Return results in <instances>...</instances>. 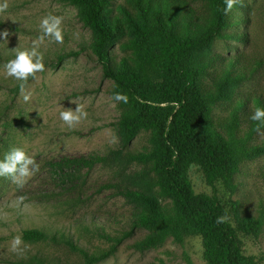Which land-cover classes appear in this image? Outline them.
Here are the masks:
<instances>
[{
    "label": "rangeland",
    "instance_id": "1",
    "mask_svg": "<svg viewBox=\"0 0 264 264\" xmlns=\"http://www.w3.org/2000/svg\"><path fill=\"white\" fill-rule=\"evenodd\" d=\"M156 2L175 16L181 30L188 20L198 24L194 28H202L213 15L208 0ZM121 5L134 9L130 0H112L110 18L120 15ZM80 10L66 0H9V8L0 13V33L9 31L8 39L0 37V159L19 147L40 165L23 187L0 177V264L84 262L81 251L51 240L23 239L20 252L11 251L13 238L26 228L70 238L89 254L110 252L96 264H209L203 239L195 233L182 241L171 236L158 245L139 247L153 233L136 223L140 208L122 191H149L167 210L172 204L158 193L159 178L153 164L137 158L153 148L152 131L142 130L131 141L124 140L118 121L129 107L114 100V82L98 62L92 45L94 34ZM49 13L63 17L64 40L62 44L48 43L46 38L39 49L45 70L27 81L25 91L31 98L25 102L17 88L21 82L6 77L4 65L17 50L31 48L32 41L41 35L40 21ZM131 37L125 29L111 48L114 63L129 57L122 45ZM195 57L206 64L200 78L204 94L216 92L228 62H234L233 74L245 76L228 83L224 97L211 105L213 128L224 133L230 112L243 100L239 132L245 135L253 125L250 116L257 108L256 99L264 105V0L237 3L223 34ZM77 103L85 106L88 116L69 128L59 114L66 108L75 109ZM263 143L264 128L255 133L250 145ZM90 155L100 158L93 167H71L76 176L68 180L56 177L51 163L63 157ZM189 176L197 192L219 197L244 254L264 264V154L241 161L232 187L221 181L215 186L208 184L202 167L196 164ZM239 217L261 218L263 225L256 233H247Z\"/></svg>",
    "mask_w": 264,
    "mask_h": 264
},
{
    "label": "trees",
    "instance_id": "2",
    "mask_svg": "<svg viewBox=\"0 0 264 264\" xmlns=\"http://www.w3.org/2000/svg\"><path fill=\"white\" fill-rule=\"evenodd\" d=\"M66 1L81 9L82 20L94 34L92 45L98 62L105 76L114 82V92L128 97L123 104L129 110L118 121L124 140L131 141L142 130L154 135L153 148L137 158L153 164L159 178L158 193L171 200L172 208L165 209L149 191H122L140 208L136 223L153 233L139 247L158 245L171 236L182 241L186 235L195 233L203 239L204 257L209 264H258L252 256L244 254L230 214L219 197L197 192L189 176L190 168L196 164L202 167L208 184L215 186L221 181L232 187L241 161L264 154V143L250 145L264 125L257 130L259 122L253 121L245 135L239 132L243 100H238L237 107L230 112L226 132L213 128L211 105L224 97L228 83L245 79L232 73L234 62L226 64V75L215 93L204 94L201 89L200 78L206 64L195 56L228 26L230 13L224 14L225 0H208L213 9L208 23L194 28L198 24L188 20L185 30L179 28L167 8L154 0H130L134 9L121 5L116 18L108 15L112 0ZM125 29L132 37L122 46L130 54L116 64L110 51ZM256 106L264 107L258 99ZM99 161V157L90 155L63 157L51 164L56 177L63 181L76 176L71 167L91 168ZM225 214L227 222L218 224L217 218ZM239 223L245 232L256 233L263 219L239 217ZM22 237L30 242H64L83 253L82 264H96L110 255L109 251L89 254L74 240L40 228H26Z\"/></svg>",
    "mask_w": 264,
    "mask_h": 264
},
{
    "label": "clouds",
    "instance_id": "3",
    "mask_svg": "<svg viewBox=\"0 0 264 264\" xmlns=\"http://www.w3.org/2000/svg\"><path fill=\"white\" fill-rule=\"evenodd\" d=\"M241 0H225L226 7L224 14H229L233 7L240 3ZM9 8V0L0 2V13H4ZM63 17L49 13L40 21L41 35L32 41L30 49L17 50L15 57L7 61L4 65L5 76L15 78L20 81V92L25 102L31 98V93H26V84L29 78L35 79L37 73L45 70L43 62V55L39 49L45 45L46 38L48 43L62 44L64 40L62 31ZM9 31L5 29L0 33L3 40L8 39ZM114 100L119 102H128L126 94L117 92L114 94ZM74 102V101H73ZM75 109L66 108L60 112V119L69 128L74 127L82 119L87 118L88 113L83 104H78ZM250 119L259 122L257 130L260 125H264V107H257L252 112ZM40 169V165L35 158L25 152L23 148H12L5 153L3 159H0V177L10 178L18 187H23L27 181ZM228 216L225 214L217 218V223H225ZM23 243L22 235H17L11 242V251L20 252V246Z\"/></svg>",
    "mask_w": 264,
    "mask_h": 264
}]
</instances>
